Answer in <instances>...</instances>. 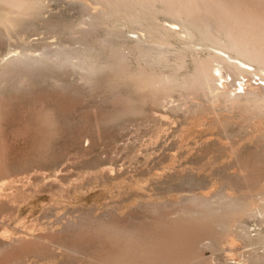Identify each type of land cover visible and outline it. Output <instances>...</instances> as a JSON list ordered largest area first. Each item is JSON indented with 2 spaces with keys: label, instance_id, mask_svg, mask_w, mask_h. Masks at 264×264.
<instances>
[{
  "label": "rangeland",
  "instance_id": "374dc122",
  "mask_svg": "<svg viewBox=\"0 0 264 264\" xmlns=\"http://www.w3.org/2000/svg\"><path fill=\"white\" fill-rule=\"evenodd\" d=\"M37 1H27V15L13 20L16 26L10 20V8L0 3V60L5 58V64L26 49L40 56L46 46L78 50L87 47L90 39L89 47L98 41L94 50L102 55L103 69L89 82L83 70L71 65H38L31 67L34 72L29 66L0 67V264H86L85 253L96 238L88 230L84 238L85 228L77 233L80 224L74 226L76 230L72 226L71 235V226H65L70 218H76L75 223L87 219L130 223L133 219L135 224L164 216L172 219L193 196L264 190V111L252 113L244 99L236 101L238 105L198 89L161 98L140 94L130 75L138 67L136 57L130 61L136 63L133 67L128 64L131 69L121 68L115 50L100 48L106 26L99 29L101 33H88L86 24L83 30L88 8L97 12L102 4L39 0L40 5ZM258 1L264 2L253 0ZM168 18L158 16L161 24L180 29L176 19ZM117 30L123 36L112 43L114 47L109 45L112 48H129L136 39L146 37L129 24ZM188 64L189 70L195 68L192 56ZM216 71L220 75V69ZM242 75L233 88L222 82L230 79L227 76L220 85L245 92L261 83L258 76ZM244 223L253 233H264L261 219L245 218ZM15 236L31 240L9 246ZM72 236L77 243L85 241L82 247L76 246ZM67 240L72 249L65 247ZM63 241L67 242L64 248ZM225 248L221 253L206 249L211 256L208 264H237L251 246L231 235Z\"/></svg>",
  "mask_w": 264,
  "mask_h": 264
},
{
  "label": "bare ground",
  "instance_id": "6f19581e",
  "mask_svg": "<svg viewBox=\"0 0 264 264\" xmlns=\"http://www.w3.org/2000/svg\"><path fill=\"white\" fill-rule=\"evenodd\" d=\"M27 1L0 0V3L10 8V20L13 22V20L25 19L27 15V3L30 2ZM93 1L102 4L104 7L97 12H93V8L91 10L88 8V15L86 13L84 15H87L89 18H86L88 20H86L84 24L82 23L84 27L83 30L86 29L85 24L88 26V33H90V31H95L96 33L101 27L106 26V28L103 27L106 30L104 35H106L101 37L102 40L98 38L101 42V44H99L100 48L105 47L106 49L103 48L104 50L111 49L113 53V50H115L117 54L116 63L121 68L127 69L128 64L130 67L136 64L134 62H131L134 64H130L133 56L136 57L139 61H137L138 67L135 65L137 69H135V72L130 71V75H134V79L131 78V81H135L136 84H134V82L133 84L135 87L137 85L139 89L136 90H138V92L140 91V94L144 91V93L147 92L145 93L147 96H149L148 93H153V95L151 94L152 96L157 95L161 98L168 93H175V91L189 92L198 89L199 92L202 90V93L206 92L205 94H209L210 97L211 94L212 96L215 95V97L216 95L217 97L218 95H222L225 100L227 99V102L228 100H233L236 103V101L239 100L240 103H242L241 100L244 99L249 104L248 109L253 108L252 111L254 112L252 113L257 112V110L261 112L264 111L263 1H258L260 4L253 2V0ZM36 3L34 4L36 5ZM38 3L40 4L41 2L39 1ZM34 4L31 5V8L32 6L35 7ZM159 14L167 15L173 20L176 19L178 23H180L178 25H181L180 29L164 25V23L161 24L159 22L161 20H158ZM84 20L81 21L84 22ZM172 23L174 22L172 21ZM12 24L16 26L14 22ZM78 24L80 26V23ZM123 24H129L132 29L135 28L144 31L146 36L144 38L145 40L142 39V37L141 39H136L135 45H132V47L129 45V48L125 45L112 48V43L117 38L123 36L120 35L123 34V30H121L122 33L120 34V29L116 31V28L121 27ZM99 32L101 33V31ZM82 33L83 31L81 34ZM182 33H184L185 36H182ZM124 34L126 35V33ZM82 35H84V33ZM89 35L92 36L91 34ZM176 39H180L181 41H176ZM82 40L85 41L84 38ZM89 41L90 39L86 41L88 44V46L86 45L87 47L81 46L82 49L84 48L83 51L80 50L81 47H78L77 50V47L72 48L66 45H59L57 48L54 46V48L46 46L49 48H47L45 52L40 56H37V54L35 56L33 53H27L31 49L27 52L26 49L21 54L16 55V57L7 60L5 64V58H2L0 60V67L3 66L4 68L15 65L20 67L29 66L30 69L31 67L33 69L38 65H71L74 66V68L77 67L76 69L79 68L83 70L82 72H85L86 79L90 82L92 77L100 71L99 69H103V65L100 62L102 58L99 60L102 55L100 53L98 55L97 52L95 53L98 41L96 42L97 45H95L96 43L94 42L95 46L91 47H89ZM174 41L182 43L175 45ZM83 44H85V42ZM90 45H93V42L92 44L90 43ZM50 48L53 49L50 50ZM202 52H205V54L203 55ZM190 56H192L195 61V68H193V70H189L190 65L188 64V59ZM107 63L109 62L107 61ZM111 64H113V62ZM108 65L111 66L110 64ZM112 67L113 66L108 68L110 69ZM32 69L31 71L34 72ZM217 69H220V75L217 73ZM114 70H117V68ZM244 73L250 75L252 77L251 79L258 76L261 81L258 87L255 89L252 88L254 90L241 92L235 91V89H231L230 91L220 85L222 77L224 78V76H227L230 77V79L228 78L226 82H222L228 86L231 85V88H233L237 83L238 77L241 79ZM236 104L239 105V103ZM252 179L253 178H251V181ZM253 182L255 183V180ZM80 218H78V220ZM245 218H258L264 222V190L256 189L252 194H230L227 191H221L213 197L193 196L189 203H187V206L183 207L177 216L172 219L164 216L155 219L151 218L152 220L149 221H140L139 223L136 221L137 224L134 223L135 220L132 221L133 219L130 223H126L125 221V223L117 221L109 222V219L103 220V223H101V219V221L99 219H94L93 221L90 220L93 222L91 223L90 221L87 222V219L85 223L83 221L85 219L84 217L82 218L83 223L80 222L81 220L79 222L76 220L77 222L75 223L76 218H70L72 222L68 221L67 224L64 222L66 224L64 225L71 226L69 229V231H71L72 226L73 229L76 230V228H78L77 225L80 224L79 227L82 228H79L81 231L78 230L77 233H82V229L85 228L86 230H83L82 235H85L86 232L89 234L88 231H90L92 236L96 238L93 248L85 253L86 256L84 258L86 259L85 261H87L86 264H208L211 261V256L206 249H211V253L216 251L221 253V251L226 249L225 246L227 242H229V237L231 235L237 236L239 239L241 238L247 245L251 246L250 251L242 256V259H240L237 264H264V233L260 230H255L256 232L254 231L253 233V231L250 230L251 227L249 228L244 223ZM96 221L100 222L94 223ZM105 221L108 222L106 223ZM65 228L66 227H64V229ZM66 229L68 230V228ZM71 233V235H74V231H71ZM86 235L84 238H86ZM75 236L77 237L76 234ZM75 236H72V238ZM42 237L39 236L38 239L42 240ZM29 239L26 238V241ZM47 239L48 238H46V240ZM23 241H25L24 236L19 239L16 238L13 243L8 245L12 246L13 244H19ZM74 241L76 242L75 238ZM74 241L72 243H74ZM80 241L81 243H79ZM82 241L83 240H79L78 243L76 242V246L82 245ZM86 241L89 240L87 239ZM67 242L63 241L60 243H62L61 245L63 246V243L67 245ZM69 242L65 247L72 249V246L69 247ZM83 242L85 243V241ZM46 243H48V241ZM54 243L55 242L50 241L48 244L53 245ZM89 244L90 243H88V245ZM5 246L3 248H5ZM60 246L57 248H60ZM76 246L73 245V248ZM80 246L77 248L79 249ZM83 249L86 250L82 248V251H84ZM82 251L81 253L83 254L84 252ZM81 253L78 254V256H80ZM84 258L82 259L84 260ZM12 259L14 258L10 260Z\"/></svg>",
  "mask_w": 264,
  "mask_h": 264
}]
</instances>
